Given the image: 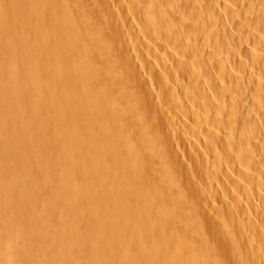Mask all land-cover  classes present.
I'll return each mask as SVG.
<instances>
[{"label": "bare ground", "instance_id": "bare-ground-1", "mask_svg": "<svg viewBox=\"0 0 264 264\" xmlns=\"http://www.w3.org/2000/svg\"><path fill=\"white\" fill-rule=\"evenodd\" d=\"M0 264H264V0H0Z\"/></svg>", "mask_w": 264, "mask_h": 264}]
</instances>
